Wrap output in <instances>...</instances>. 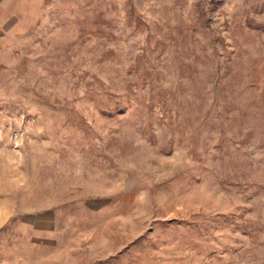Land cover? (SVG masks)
Listing matches in <instances>:
<instances>
[{
  "label": "rangeland",
  "instance_id": "obj_1",
  "mask_svg": "<svg viewBox=\"0 0 264 264\" xmlns=\"http://www.w3.org/2000/svg\"><path fill=\"white\" fill-rule=\"evenodd\" d=\"M3 20L0 264H264V0Z\"/></svg>",
  "mask_w": 264,
  "mask_h": 264
},
{
  "label": "crops",
  "instance_id": "obj_2",
  "mask_svg": "<svg viewBox=\"0 0 264 264\" xmlns=\"http://www.w3.org/2000/svg\"><path fill=\"white\" fill-rule=\"evenodd\" d=\"M20 0H0V27L3 24V19L6 13L12 9L13 6L17 5Z\"/></svg>",
  "mask_w": 264,
  "mask_h": 264
}]
</instances>
